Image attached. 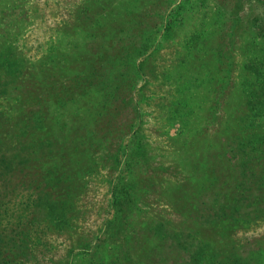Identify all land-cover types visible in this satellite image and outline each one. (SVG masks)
<instances>
[{"label":"rangeland","instance_id":"374dc122","mask_svg":"<svg viewBox=\"0 0 264 264\" xmlns=\"http://www.w3.org/2000/svg\"><path fill=\"white\" fill-rule=\"evenodd\" d=\"M7 34L14 35L27 76L21 96L2 97L0 88L6 139L15 146L18 129L42 116L57 143L51 142L43 176L0 194V234L36 225L27 214L36 189L54 195L60 153L68 157L65 166L82 169L68 201V227L42 218L33 230L44 244L38 263L176 264L168 250L153 251L158 240L150 224L155 230L161 221L167 228L157 231L166 238L185 228L214 256L264 264V213L235 227L227 220L201 223L196 212L199 204H230L237 196L231 143L236 134L247 136L241 119L258 113L248 93L264 73V0H0V37ZM50 53L61 61L52 85L73 87L62 106L39 100L49 86L40 64ZM253 79V86L243 85ZM27 131L24 139L33 145L45 141V129ZM130 183L139 198L124 218L121 237L129 241L116 249L107 234L116 219L114 190Z\"/></svg>","mask_w":264,"mask_h":264},{"label":"trees","instance_id":"16d2710c","mask_svg":"<svg viewBox=\"0 0 264 264\" xmlns=\"http://www.w3.org/2000/svg\"><path fill=\"white\" fill-rule=\"evenodd\" d=\"M125 38L123 37L122 39L126 40ZM13 41V34L0 37V88L5 92V94L1 95L2 97L7 95L12 96L9 93L11 91L18 92L21 96V92L24 89L21 85L27 76L25 73V61L20 57ZM125 47L129 54L132 50L131 47L128 45H125ZM60 63L61 61L58 60L56 55L50 53L40 64L42 69L44 67L46 69V73L44 74L45 78L41 80L49 86L39 97V100L51 101L52 104H57L58 106L64 105L67 102L66 98H69L73 94L72 86L61 87V85L55 87L52 85V80L56 77L52 74V71L59 69L58 66ZM29 80L33 83L39 80V78L32 77ZM80 80L83 82L89 81L90 77L89 79ZM249 81L243 83V85L245 87L247 85L250 87L253 86L254 79ZM256 81L258 82L256 84L264 87V73L258 76ZM71 82H75V80L73 79ZM260 86L251 87L252 91L248 93L249 98H255L258 101L256 105H253V109L251 105L249 107L251 110L255 109L258 112L256 113V117L254 120L250 119L251 114H249L248 119H241L243 126L241 131L247 134V136L244 137L241 134L239 140H237L239 134H236L234 141L231 143L233 144L231 147L232 150L230 151L231 155L234 153L231 158L235 159V164L238 169V177L236 178L237 181L235 184L237 196L234 202L230 204H223L216 201L210 203V205L199 204L196 212L199 214L198 220L201 223L215 224L227 220L233 223L235 227H242L243 225L254 224L257 217L264 213V208L261 207L264 203V92L262 93L260 91ZM75 88H78L77 84ZM244 93L246 94V98H244L245 107H247L249 106V99L247 98V92L244 91ZM102 109L105 111L104 106ZM39 114V112L36 113V116H39ZM43 116H46V113ZM41 117H39V120L29 118L31 124L28 122L27 126L18 129V140L15 146L11 140L6 139L5 126L0 125V194L10 190L9 188L12 185L33 180L35 175L43 176L41 172H45L43 165L46 157L51 153V142L53 141L54 144L57 142L51 136L52 131L49 128L50 122H48V127H44L47 124L44 121H47V119ZM28 128L33 129L36 133L37 129H45L47 135L44 138L41 137L45 141L35 146L32 144V141L24 139L28 134ZM41 138L37 137L38 140ZM71 149L73 151L74 147ZM137 149H139L141 157L145 158V149L142 147H137ZM59 155L57 158L61 162L60 166L52 171L51 181L54 182V186L52 187L54 195L49 198L51 195H44L40 189H36L34 210L27 214V216H31V219L35 221L36 225L28 223L24 229L20 228L15 236L13 234L16 231H12V234L7 236L0 234V264H40V262L38 263V254L41 252V247L44 244L42 238L34 239L32 235L34 234V228L39 227L42 218H48L56 227H68L65 223L68 222L66 214L72 208L68 201L72 197L75 176L79 173V169L82 168L65 166L62 163V159H65L66 155L60 153ZM15 178L18 180L15 181ZM56 189L60 190V195L59 193H55ZM136 198L138 200L139 197L134 183L121 187L117 186L114 190L116 219L109 225L107 234L108 239L116 246V249H123L129 241L127 235L123 236V238L121 235L124 228V218L128 217L132 206L136 203ZM2 206L3 203L0 201V211ZM40 208L42 210L37 218H35L38 213L37 210ZM25 218V216L19 217L17 225H24L25 223L23 221ZM61 220L62 222H59ZM152 224L153 222L150 224L149 229H151V234L155 235L158 240L157 247H153V251H156L157 256L164 254L168 250V254L170 253V255L177 257L176 264H243L240 258L226 257L223 255L222 257L214 256L212 249L207 243L202 241L198 242L193 232H186L184 230L185 228L166 232L168 236L166 238L164 231H157L159 228H167L165 222L158 221V226H160L158 228L155 227V230ZM167 245L170 247L166 249ZM183 255L188 256V258H184ZM163 260H159L160 263Z\"/></svg>","mask_w":264,"mask_h":264}]
</instances>
